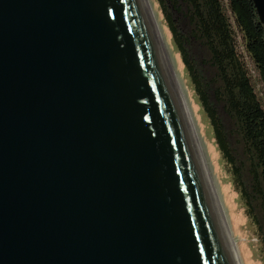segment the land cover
<instances>
[{
	"label": "water",
	"instance_id": "water-1",
	"mask_svg": "<svg viewBox=\"0 0 264 264\" xmlns=\"http://www.w3.org/2000/svg\"><path fill=\"white\" fill-rule=\"evenodd\" d=\"M0 264H236L142 0H0Z\"/></svg>",
	"mask_w": 264,
	"mask_h": 264
},
{
	"label": "trees",
	"instance_id": "trees-1",
	"mask_svg": "<svg viewBox=\"0 0 264 264\" xmlns=\"http://www.w3.org/2000/svg\"><path fill=\"white\" fill-rule=\"evenodd\" d=\"M162 2L264 252V26L253 0ZM234 26L245 54L239 51Z\"/></svg>",
	"mask_w": 264,
	"mask_h": 264
},
{
	"label": "rangeland",
	"instance_id": "rangeland-1",
	"mask_svg": "<svg viewBox=\"0 0 264 264\" xmlns=\"http://www.w3.org/2000/svg\"><path fill=\"white\" fill-rule=\"evenodd\" d=\"M150 2L171 53L174 68L188 100L208 164L224 204L232 234L238 244L239 255L243 264H264V252L257 235L256 227L248 216L245 203L235 187L229 166L216 143L211 123L200 104L182 55L174 41L169 28L167 8H165L162 0H150ZM234 27L238 36L239 51L245 54L242 35L236 26ZM249 66L251 68V64Z\"/></svg>",
	"mask_w": 264,
	"mask_h": 264
},
{
	"label": "bare ground",
	"instance_id": "bare-ground-1",
	"mask_svg": "<svg viewBox=\"0 0 264 264\" xmlns=\"http://www.w3.org/2000/svg\"><path fill=\"white\" fill-rule=\"evenodd\" d=\"M143 4L145 6L146 12L148 14L150 23L152 25L153 31L155 33L157 42L159 44L160 50L162 52L164 61L166 63L169 75L171 77L175 92L177 94L178 100L180 102L181 108L183 110L184 116L186 118L187 124L189 126L198 156L200 158L207 182L209 184L213 199L215 201L219 216L221 218L225 233L227 235L231 250L233 252L236 264H243V261L239 255V251H238V244L236 243L234 236L232 234V229L229 225V221H228V217L227 214L225 212V208H224V204L222 202L221 196L219 194V190L218 187L215 183V180L213 178L210 166L208 164L207 158H206V154L204 152L198 131H197V127L195 125V122L193 120L192 114H191V110L188 104V100L186 98V95L184 93L181 81L179 79V76L177 75V72L174 68V64H173V60H172V56L171 53L167 47V43L165 41V38L163 36V33L161 31L159 22L157 20V17L155 15V11L152 8L151 2L150 0H142Z\"/></svg>",
	"mask_w": 264,
	"mask_h": 264
}]
</instances>
